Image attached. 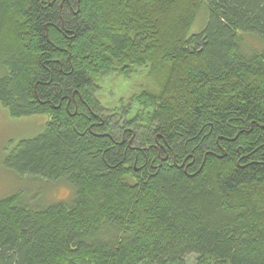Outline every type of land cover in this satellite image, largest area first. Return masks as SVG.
I'll list each match as a JSON object with an SVG mask.
<instances>
[{"label":"trees","instance_id":"16d2710c","mask_svg":"<svg viewBox=\"0 0 264 264\" xmlns=\"http://www.w3.org/2000/svg\"><path fill=\"white\" fill-rule=\"evenodd\" d=\"M0 106L47 118L5 166L72 188L0 200V264H264V0H0Z\"/></svg>","mask_w":264,"mask_h":264},{"label":"rangeland","instance_id":"374dc122","mask_svg":"<svg viewBox=\"0 0 264 264\" xmlns=\"http://www.w3.org/2000/svg\"><path fill=\"white\" fill-rule=\"evenodd\" d=\"M204 20V11L201 10L191 28L192 33L202 27ZM148 86L151 88V80L145 69H137L129 78L112 73L97 80L94 97L109 111L113 107L124 110L131 98ZM134 109L132 104L130 110ZM109 111L103 110L102 113L107 114ZM46 121L47 118L42 116L14 119L0 106V200L19 195L22 202L30 207H47L57 202H66L70 198L72 188L64 180L53 182L39 177L18 175L4 164L5 158L19 142L43 132ZM192 258H188V263Z\"/></svg>","mask_w":264,"mask_h":264},{"label":"bare ground","instance_id":"6f19581e","mask_svg":"<svg viewBox=\"0 0 264 264\" xmlns=\"http://www.w3.org/2000/svg\"><path fill=\"white\" fill-rule=\"evenodd\" d=\"M202 23H203V21H202Z\"/></svg>","mask_w":264,"mask_h":264}]
</instances>
